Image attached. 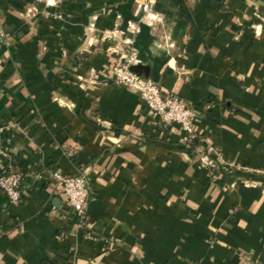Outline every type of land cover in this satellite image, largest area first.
I'll return each instance as SVG.
<instances>
[{"label":"crops","instance_id":"1","mask_svg":"<svg viewBox=\"0 0 264 264\" xmlns=\"http://www.w3.org/2000/svg\"><path fill=\"white\" fill-rule=\"evenodd\" d=\"M0 27V264H264V0H0ZM128 48L224 166L109 82ZM54 170L85 177L80 227Z\"/></svg>","mask_w":264,"mask_h":264},{"label":"built area","instance_id":"2","mask_svg":"<svg viewBox=\"0 0 264 264\" xmlns=\"http://www.w3.org/2000/svg\"><path fill=\"white\" fill-rule=\"evenodd\" d=\"M139 7V5H137ZM145 7L143 6L142 9ZM4 33L0 27V41L4 39ZM136 65L135 53L131 48L119 50V55L111 67L108 80L114 85L132 90L140 103L147 109L152 120L159 125H177L186 133V145L197 151V159L205 167L224 166L222 160L214 156L209 146L202 147L204 138L198 139L193 127V121L197 118V112L178 98L171 95H161L158 87L150 79L142 77L132 70ZM36 179L47 183L51 191L62 200L63 208L73 219L75 225L80 227L86 213V205L89 198L87 182L83 174L68 175L60 171H50L45 176L37 175ZM20 176L17 173H0V189L8 200L15 203L20 198ZM243 264H259L253 259Z\"/></svg>","mask_w":264,"mask_h":264},{"label":"rangeland","instance_id":"3","mask_svg":"<svg viewBox=\"0 0 264 264\" xmlns=\"http://www.w3.org/2000/svg\"><path fill=\"white\" fill-rule=\"evenodd\" d=\"M140 18H142V17H140ZM149 18H150V21H149L150 23H152V21H153V22L155 21V20H154L155 18H153V17H149ZM136 22H137V21H136ZM152 25H153V24H152ZM134 27H135V26H133V23L127 24V25H126V30H125V32H126L127 30H128V31H129V30H130V31H131V30L133 31ZM113 32H115V33H113ZM112 33H113L114 35H116L117 33H119V35H121V32H118L117 30H112V31H107V34H110V35H107V36L113 37V36L111 35Z\"/></svg>","mask_w":264,"mask_h":264},{"label":"water","instance_id":"4","mask_svg":"<svg viewBox=\"0 0 264 264\" xmlns=\"http://www.w3.org/2000/svg\"><path fill=\"white\" fill-rule=\"evenodd\" d=\"M137 66H133L132 70L136 72Z\"/></svg>","mask_w":264,"mask_h":264}]
</instances>
